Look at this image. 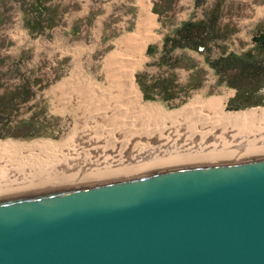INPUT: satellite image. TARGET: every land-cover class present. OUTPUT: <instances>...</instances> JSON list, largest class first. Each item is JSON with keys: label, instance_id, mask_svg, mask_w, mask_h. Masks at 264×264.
I'll return each mask as SVG.
<instances>
[{"label": "rangeland", "instance_id": "1", "mask_svg": "<svg viewBox=\"0 0 264 264\" xmlns=\"http://www.w3.org/2000/svg\"><path fill=\"white\" fill-rule=\"evenodd\" d=\"M35 1L0 0V135H10L0 143H44L38 148L44 156L59 155L76 122L56 113L53 89L76 73L102 81V60L115 41L138 32L148 8L154 38L134 73L140 107L175 113L198 96L225 99L228 113L264 109V97L252 96L264 88V50L254 42L264 33V0H88L87 15L76 13L80 0H38L51 14H41L42 30ZM208 21L197 49L166 51L183 23Z\"/></svg>", "mask_w": 264, "mask_h": 264}, {"label": "water", "instance_id": "2", "mask_svg": "<svg viewBox=\"0 0 264 264\" xmlns=\"http://www.w3.org/2000/svg\"><path fill=\"white\" fill-rule=\"evenodd\" d=\"M0 264H264V160L1 201Z\"/></svg>", "mask_w": 264, "mask_h": 264}, {"label": "bare ground", "instance_id": "3", "mask_svg": "<svg viewBox=\"0 0 264 264\" xmlns=\"http://www.w3.org/2000/svg\"><path fill=\"white\" fill-rule=\"evenodd\" d=\"M152 25L148 15L134 36L113 43L102 81L76 73L53 89L56 113L76 122L59 155L44 156V143H0V202L264 160V109L228 113L225 99L198 96L175 113L140 107L134 73L154 38Z\"/></svg>", "mask_w": 264, "mask_h": 264}, {"label": "trees", "instance_id": "4", "mask_svg": "<svg viewBox=\"0 0 264 264\" xmlns=\"http://www.w3.org/2000/svg\"><path fill=\"white\" fill-rule=\"evenodd\" d=\"M40 4L42 3L39 2L38 0H36L34 4V7L36 8V12H37L36 15L39 17L38 23H36L37 24L36 29L38 30H42L44 28L43 26H41V23L43 22V16H41V14L44 16L45 14L51 16V14H49V11H45L44 9L41 10ZM210 27H211V21L200 22V23H183L177 29V36H176L177 39H169V40L167 39L166 51H170L176 48L197 49V47L200 45V42L204 41V38L209 34V31L207 29H209ZM254 42L259 49L264 50V33L256 37L254 39ZM205 49H206L205 47H200L199 51H204ZM210 64L212 68L216 69L215 63H210ZM262 93H264V88L257 89L256 91H254L252 96L260 100L262 97H264V94ZM13 96H15V94ZM242 105L244 106V103ZM3 112L6 114L7 111L4 110ZM4 136L8 137L10 135H4ZM4 136L0 135V137H4Z\"/></svg>", "mask_w": 264, "mask_h": 264}, {"label": "crops", "instance_id": "5", "mask_svg": "<svg viewBox=\"0 0 264 264\" xmlns=\"http://www.w3.org/2000/svg\"><path fill=\"white\" fill-rule=\"evenodd\" d=\"M78 1V0H77ZM141 1H144V2H147V0H141ZM79 3L78 4H80V6H79V9H78V11L76 12V13H80L81 11L83 12V14H85V15H87L88 14V0H80V1H78ZM112 2H115V1H113L112 0ZM121 2H123V0H121ZM145 12V11H144ZM142 12L141 14H142V17H141V19H140V21L138 22V25H139V23L141 22V20L142 19H144V18H146L148 15H150V19H152V22H153V24H154V18H152V16H154V15H152V14H150V13H148L147 14V12ZM53 16V15H52ZM144 16V17H143ZM42 26H43V24H42ZM149 42V41H148ZM147 42V43H148ZM146 43V44H147ZM146 46V45H145ZM145 46H144V48H145ZM144 51V50H143Z\"/></svg>", "mask_w": 264, "mask_h": 264}]
</instances>
